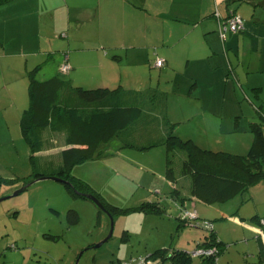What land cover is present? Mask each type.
<instances>
[{
    "label": "rangeland",
    "instance_id": "obj_1",
    "mask_svg": "<svg viewBox=\"0 0 264 264\" xmlns=\"http://www.w3.org/2000/svg\"><path fill=\"white\" fill-rule=\"evenodd\" d=\"M53 3V0H43L39 11L43 13L40 19L37 20L34 16L24 20L23 32L17 36L20 46L12 44L9 30H0V38L7 41L4 48L6 53L0 50V59L4 58L8 63L3 67L8 77L19 76L21 73L14 69H18L27 59H30L29 64L32 66L34 61L29 58V54L32 50H42L47 53L40 54L41 61L45 63L36 73L38 81L59 77L69 82L67 75L57 72L65 53L71 55L81 49L101 48L99 42L102 36L95 32H80L76 26L73 30L59 31L61 24L66 23L65 19L53 26L52 11H49L53 8ZM243 6L240 13L251 19L249 9H245L248 6ZM32 18L36 24L31 23ZM71 31L76 40L74 42ZM63 32L68 34L67 38H61L60 34ZM118 38L122 39L117 40ZM104 39L109 44L115 42V45H105L101 50L108 53L112 60L116 55L122 58L120 61L114 60L117 69L115 72L118 73L116 88L122 86L124 93L130 94H146L151 90L165 94L168 119L172 125H176L177 136L184 140L192 139L201 148L214 152L226 151L242 156L248 154L254 139L251 124L260 123L264 128V92L262 94L260 90L246 87L244 80L247 76H251V80H255L257 75L264 76V71L251 67V71L247 68L236 69L240 76L236 72V75L229 72L234 82L230 84L229 81L226 85V79L220 91L217 89V86L220 87L219 83L217 86L215 83V86L206 83L209 80H205L202 65H193L187 70L182 63L176 65L172 75L165 77L155 67L153 53L158 52L156 47H145L143 42L137 47L142 52L135 53L128 48L122 49L125 45L123 39L128 41L130 38L120 35L116 39ZM117 44L121 46L116 48ZM50 53L54 54L52 61H48ZM130 54L132 58L129 59ZM241 59L249 64L261 59L264 66V51L261 56L258 53H241ZM236 64L240 65L237 60ZM33 70L35 69L30 71ZM192 75L195 77L191 80ZM195 83L198 88L190 94ZM208 108L213 112L205 113L204 110ZM153 109L155 106L149 104L145 109V116L128 128L129 131H134L138 144L144 145L147 140L162 139L169 132L170 125L164 126L159 113ZM4 138H0V200L21 189L23 184L20 181L30 175L57 173L62 148L57 147L55 152L46 153L43 157L36 155V161L33 162L31 149L26 141ZM123 139V136H119L109 143L101 144L94 159L74 166L73 175L88 181L106 203L123 210L138 208L146 202H157L160 196L171 194L177 186L166 178V147L162 145L140 151L124 147ZM59 144H62L61 141L57 145ZM51 153L54 155L49 156ZM99 154L101 157L97 159ZM180 154H175V170L179 175V188L183 191L192 182L190 177L181 175ZM6 180L15 182L7 183ZM165 202L168 210L162 215L135 211L112 217L93 201L73 197L63 183L53 180L38 182L21 195L0 203V264H140L155 251L165 248L194 253L196 241L209 231L198 226L182 227L178 219L180 209L169 200ZM233 203L237 202L209 205L206 209L210 217L202 218L212 221L216 232L227 243V250L220 256V263L264 264L254 260L251 255L258 240L250 237L248 229L232 222L236 212L220 215L221 207L229 211L234 208ZM188 208L193 210L191 205ZM71 209L79 213L80 222L77 225H70L68 221L67 213ZM248 223H251L250 220ZM125 232L128 234L126 241L123 240ZM110 234L109 241L97 247ZM155 264L160 263L156 261ZM163 264L172 263L167 261ZM192 264H202V258L193 254Z\"/></svg>",
    "mask_w": 264,
    "mask_h": 264
},
{
    "label": "crops",
    "instance_id": "obj_2",
    "mask_svg": "<svg viewBox=\"0 0 264 264\" xmlns=\"http://www.w3.org/2000/svg\"><path fill=\"white\" fill-rule=\"evenodd\" d=\"M42 2L43 0H18L0 6V30L2 29L3 32L10 31L14 46H20L17 36L23 32L21 30L24 20L27 18L29 20L30 17L34 18V16L37 20L40 19L43 14L39 13ZM53 2V8L49 9L53 15V26L58 21L60 23V20H66V23L61 24L59 31L73 30L76 26L80 32L87 30L89 33L93 32L94 34L95 32L96 35L102 36L101 42H99L101 48L81 49L72 52L71 55L67 53L72 66V71L67 76L73 87L86 89L116 88L118 73L116 74L117 69L114 60L110 59L109 54L101 49H104L103 46L106 47L105 45L108 47L115 45V42L112 44L106 42L104 37L116 39V36L120 35L124 38H130L128 41L123 39L122 42L125 45L122 46V49L128 48L129 51L134 50L135 53L142 52L137 47H140L143 42L145 47H156L158 52L153 53L154 60L156 57L165 60V65L159 68L160 74L165 77L172 75L176 65H182V63L187 70L193 65H202L205 71V80H209L206 83H212L214 86L219 83L220 87L217 86V89L220 91L226 79V85L229 81L230 84L234 82L231 74L240 76L236 69L247 68L248 71H251V67H257L264 71L261 59L257 63L251 62L250 64L241 59V53H258L261 56L264 51V0H53ZM243 5L248 6L245 9H249L251 19H247L240 13ZM215 12L224 17L235 12L246 18V30L239 34L229 32L226 34V40L223 41L219 32L218 19L214 16ZM33 18L31 23L36 24ZM70 33L74 42V33L72 31ZM64 34L66 37L63 38H67L66 32L60 34L61 38ZM142 35L144 36L143 39L141 38ZM40 38L42 37L40 36ZM120 39L122 38L117 40ZM1 40L4 46L0 50L6 53L4 48H6L7 41ZM126 45L129 46L126 47ZM118 46L121 45L117 44L116 48ZM39 48L42 49L41 45ZM32 51L29 58H33V65L31 66L29 64L30 59H27L18 66L19 70L14 69L21 73L19 76L8 77L3 71V67L8 63L4 58L0 59V138L5 137L4 139L9 138L10 141L18 140V142L25 141L21 120L30 105V81L27 74L32 68L39 69L45 63V61H41L40 56L47 53L42 52V50L40 52ZM41 53L42 55H40ZM53 56L54 54L50 53L48 61H52ZM128 57L130 59L132 55L130 54ZM236 60L240 65L236 64ZM62 64L58 66L57 72L65 75L61 71ZM194 77L192 75L191 80ZM250 77L247 76V79L244 80L245 86L259 89L263 94L264 76L257 75L255 80H251ZM194 92L195 90L191 91L190 89V94ZM204 112L213 111L208 108ZM229 132L232 133L231 130ZM181 135L184 136V134ZM66 138V134H49L44 143V147L48 149L35 154V156L43 157L46 153L55 152L57 147L62 148L60 153L68 148H73V146L67 145ZM50 141H52L51 144H49ZM59 141H61V145H57ZM52 154L54 155L51 153L49 156ZM176 186L175 189L180 192L178 200L172 198L170 194L156 197V199L162 198L161 200H164L165 204V201L169 200L177 207L181 203L180 200H183L187 207L191 205L193 210H198L201 218L210 217L207 212L209 205L191 195V184L183 191L179 185ZM262 196H264V182L252 188L249 193L239 195L229 201L237 202L232 204L233 209L227 211L221 207V212L219 210L221 216L236 212L232 222L248 229L250 237L258 240L251 255L254 260H259L261 263L264 262V243L261 245L264 242L261 241L264 240L261 234L262 231L264 232V225L259 222V218H264V207H262V202H264L262 198L264 197ZM248 204L251 206L248 207ZM249 220L251 223H248ZM217 235L221 241L225 242L218 232ZM199 242H203V237L196 241V244L198 245ZM220 262L219 257L218 264H221Z\"/></svg>",
    "mask_w": 264,
    "mask_h": 264
},
{
    "label": "trees",
    "instance_id": "obj_3",
    "mask_svg": "<svg viewBox=\"0 0 264 264\" xmlns=\"http://www.w3.org/2000/svg\"><path fill=\"white\" fill-rule=\"evenodd\" d=\"M15 1L18 0H0V6ZM235 15L238 14L234 12L227 17L221 15L217 17V12L214 14L218 19L219 32L223 41L226 40V34L231 31L223 33L221 27L226 25L227 21ZM245 30L246 21L245 29L240 33ZM2 46L3 44L0 42V49ZM121 59L120 56L116 55L113 60L120 61ZM158 59L162 58L156 57L155 62ZM68 63L70 64L69 60ZM37 71L38 68L28 73L30 105L21 120L23 138L31 149V160L35 162V154L48 149L44 147V143L46 137L51 133L66 134V143L73 148H68L60 154L61 160L59 161L61 163L57 173L50 175L35 173L25 178L22 181V186L40 177L56 176L71 183V185L65 186L73 197L89 200L78 192L96 196L112 217L135 211L149 215L165 214L168 209L165 208L164 200L161 201V199L159 201L157 199V202H146L138 208L127 210L108 204L97 195L88 181L73 175L74 166L94 159L101 144L109 143L119 136L124 137L122 141L124 147L140 151H147L164 145L167 149L166 178L175 185L179 184V175L175 170V154L181 153L182 167L180 172L182 176L191 178V195L208 205L227 203L239 195L249 193L252 188L264 182V128L260 123L251 124L250 129L254 139L246 156L226 151L214 152L201 148L192 139L184 140L176 135V125H172L168 119L165 94L156 90H151L146 94L124 93L122 86L114 89L73 87L70 82L59 77H54L48 81H38ZM71 71L72 66L69 73ZM69 73L64 74L68 75ZM196 87L197 84L195 83L191 91H194ZM149 104L155 106L153 110L159 113L163 125L168 127L170 125V127L164 138L153 141L147 140L146 144L142 145L136 142L134 131H129L128 128L145 116V109ZM126 132H129V135L125 136ZM100 157L101 154L97 159ZM6 182L15 181L6 180ZM170 195L178 200L180 192L174 189ZM180 202L178 208L182 214L184 208H189L185 201L180 200ZM181 214L178 219L181 226L186 227L189 221L182 219ZM67 217L70 225H77L80 222V216L76 210H69ZM200 219L204 220L201 217ZM262 220L264 218H259V222ZM124 237L123 240L126 241V237H128L126 232ZM210 248H214L216 251L213 255L200 256L202 264H218L219 257L227 250V245L219 239L215 226L208 234L205 232L203 242H199L196 247L197 250ZM147 259L154 263L158 261L160 264L167 261L172 264H192L193 253L181 249L165 248L155 251Z\"/></svg>",
    "mask_w": 264,
    "mask_h": 264
},
{
    "label": "built area",
    "instance_id": "obj_4",
    "mask_svg": "<svg viewBox=\"0 0 264 264\" xmlns=\"http://www.w3.org/2000/svg\"><path fill=\"white\" fill-rule=\"evenodd\" d=\"M217 17H220V14L217 13ZM223 25V24H221ZM245 29V19L240 15L233 16L232 19L228 20L226 25H223L221 27V30L223 33H226L228 31H231L233 33H240ZM63 37H66L64 34ZM69 55L65 54L64 62L61 67L62 73H69L71 70V65L68 63ZM165 61L163 59H158L156 61V67H162L164 65ZM182 219L188 220L189 224L188 226H198L201 229L208 230L209 232L214 229V224L207 220H201L200 215L196 210H191L184 208L181 214ZM193 223V224H191ZM262 225H264V220L260 222ZM262 236H264V232H261ZM216 249L210 248V249H195V252L193 253L194 256H209L213 255L215 253ZM140 264H155L152 260H148L147 258L144 259Z\"/></svg>",
    "mask_w": 264,
    "mask_h": 264
},
{
    "label": "water",
    "instance_id": "obj_5",
    "mask_svg": "<svg viewBox=\"0 0 264 264\" xmlns=\"http://www.w3.org/2000/svg\"><path fill=\"white\" fill-rule=\"evenodd\" d=\"M45 180H53V181H56V182H59V183H63L65 185H71L70 182H68L67 180H64V179H62L60 177H56V176L40 177V178L28 183L27 185L23 186L21 189L17 190L12 196H9L7 198L1 199L0 203L3 202L6 199H10V198L17 197V196L21 195L23 192L27 191L34 184H36L38 182L45 181ZM78 194L83 195L84 197H87L89 200L93 201L98 207H100L103 210H106V208L103 205V203L96 196H94L92 194H82V193H79V192H78ZM113 227H114V222L112 223V232H113ZM110 238H111V234L109 235V237L107 239H105V241H103L99 245H97V247H101L104 243L109 241Z\"/></svg>",
    "mask_w": 264,
    "mask_h": 264
}]
</instances>
